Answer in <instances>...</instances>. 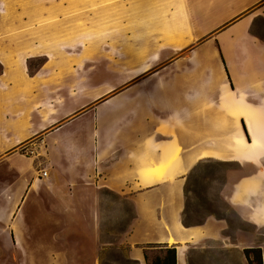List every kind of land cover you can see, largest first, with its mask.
<instances>
[{"label": "crops", "instance_id": "1", "mask_svg": "<svg viewBox=\"0 0 264 264\" xmlns=\"http://www.w3.org/2000/svg\"><path fill=\"white\" fill-rule=\"evenodd\" d=\"M37 1L22 0L20 8L7 11L38 13ZM242 1L70 0L73 13L116 12L117 35L99 38L92 31L79 37L71 30L70 36L23 38L29 52L21 60L45 63L34 73L29 64L0 71V168L30 172L22 190L6 188L0 225L24 231L27 218L20 221L21 212L31 207L38 181L51 179L60 168H90L96 188L125 196L136 210L124 241L129 259L148 264L147 245H175L177 264H190V251L197 248L192 245L223 237L229 229L225 220L209 217L203 225L185 227L182 217L185 186L199 163L236 161L246 169L264 157V0L240 8ZM232 8H238L234 15L216 22ZM86 23L90 29L99 22ZM37 24L62 28L63 21L28 18L20 27ZM220 28L232 31L230 58L218 42L205 45ZM66 44L85 46L81 55L93 53L98 62V75L82 86L97 85L104 74L117 77L103 91L89 90L95 105L87 119L91 132L73 137L56 127L62 120L63 76L68 77L62 61L72 65L63 54ZM72 83L64 84L71 88ZM253 170L247 168L242 178L228 176L225 199L247 225L236 231L237 247L261 249L264 264V240L256 239L264 232V165Z\"/></svg>", "mask_w": 264, "mask_h": 264}, {"label": "rangeland", "instance_id": "2", "mask_svg": "<svg viewBox=\"0 0 264 264\" xmlns=\"http://www.w3.org/2000/svg\"><path fill=\"white\" fill-rule=\"evenodd\" d=\"M43 1L36 2L35 11L38 8L40 12L30 15L27 13L25 16L22 12L7 11L8 8H20L22 0H0V71L5 68L21 69L25 67L23 65L29 64L31 72L34 73L45 63L43 59L29 62L21 60L22 54L29 52L23 38L53 33L64 37L70 36L71 30L73 36L79 37L85 32L92 31L94 37L99 38L117 35L116 12L109 15L95 13L93 17L87 12H70V0H56L52 3L47 2L48 4ZM249 1L243 0L240 8L246 7ZM47 5L55 7L50 8L52 11L48 12ZM234 9L236 10L232 8L223 12L222 18L216 19V22H223L227 16L234 15L238 8ZM102 16H105L104 21ZM28 18L36 23L56 20L63 21V24L62 28L43 29L42 24H37L38 26L31 29H22L20 26L23 20ZM92 20L99 23L95 24L94 28H86V21ZM70 21L79 24H69ZM102 24L108 27L105 28ZM78 25L82 27L77 29ZM223 28L204 42L207 41L205 44L207 49L218 42L220 48L223 47L230 58L232 31L230 29L224 31ZM33 47L35 45H29L30 49ZM84 47L81 44L62 46L63 54L67 53V57L71 58L69 64L72 65L67 66L64 64L66 62L62 61L63 72L67 71L68 77L63 76L62 120L56 127L61 128L58 130L59 133L67 134L69 137L91 132L87 119L90 120L93 116L90 111L95 105L91 96L94 91L89 90L103 91L108 85L114 84L117 78L115 75L104 74L97 85L82 86V81L94 79L100 71L93 53L87 57L81 55L80 50ZM14 54H20L18 60L13 58ZM240 54L245 58V52ZM243 67H246L245 62ZM69 79L73 81L71 88L64 84L66 81L69 82ZM56 127L52 130H56ZM78 144L84 145V139L79 137ZM65 159L66 163L70 160L69 157ZM262 165L264 157L257 158L254 164L246 166V169H242L241 164L236 161L210 159L201 163L198 167L200 169L190 178L192 219L200 221L209 215L207 219L213 217L225 220L229 225V229L220 239H206L192 245V248L197 247L196 252L192 253L193 264H248L244 260V249L237 247L236 240L238 228L247 226L242 225L243 221L228 207L229 203L225 199L226 186L229 175L235 174L233 176L235 179L242 178L249 174L247 168L255 170ZM89 169L60 168L51 174V179L37 182L33 190L35 197L31 207L23 210L20 216V221L27 218L28 227L24 225V231H19L17 228L10 229L0 225V264H127L128 246L124 241L133 222L135 208L125 196L96 188L89 176ZM48 172L50 175V170ZM29 175L30 172L25 168H0V200L6 195V188L22 190L23 182ZM36 207L37 210H34ZM249 228L255 231L253 226ZM256 234L257 240H264V232ZM149 252L151 257L159 253L158 250Z\"/></svg>", "mask_w": 264, "mask_h": 264}, {"label": "trees", "instance_id": "3", "mask_svg": "<svg viewBox=\"0 0 264 264\" xmlns=\"http://www.w3.org/2000/svg\"><path fill=\"white\" fill-rule=\"evenodd\" d=\"M223 61L225 63V60L223 58ZM226 64V63H225ZM227 69V68H226ZM229 74V72H228ZM204 162V161H203ZM201 162V163H203ZM201 163H199L190 173L186 186H185V210L183 213V217H182V221L185 227H196V226H200L203 225L207 219V217L209 216H205L203 217L200 221H196L192 219V213L190 210L191 207V199H190V189H189V182H190V178L200 169L198 167H200ZM109 191L111 194H116L110 190ZM228 207L230 208V210L233 211V213L235 214V216L239 218V216L237 215V213L235 212V210L232 208V206L230 204H228ZM137 214H136V210H135V214L133 217V221L136 219ZM241 222V220H240ZM242 225H245L244 222H241ZM247 226V225H246ZM238 229H247L244 227H239ZM109 243H113V242H109ZM146 251H145V259L147 261L148 264H177V247L175 245H156V244H150L147 245L146 247ZM129 250V247H128ZM150 250H158L159 253L155 254V256L151 257L149 255V251ZM196 250L192 249L190 251L189 254V260H190V264H193L192 262V253H195ZM244 256L248 261V264H263V253L261 249H246L244 250ZM127 264H140L137 261L131 260L129 259V257H127Z\"/></svg>", "mask_w": 264, "mask_h": 264}, {"label": "built area", "instance_id": "4", "mask_svg": "<svg viewBox=\"0 0 264 264\" xmlns=\"http://www.w3.org/2000/svg\"><path fill=\"white\" fill-rule=\"evenodd\" d=\"M27 153L30 154V155H33L34 154V152L32 150L28 151ZM47 174H48L47 172H43V175L44 176H47Z\"/></svg>", "mask_w": 264, "mask_h": 264}, {"label": "bare ground", "instance_id": "5", "mask_svg": "<svg viewBox=\"0 0 264 264\" xmlns=\"http://www.w3.org/2000/svg\"><path fill=\"white\" fill-rule=\"evenodd\" d=\"M254 144H258L257 142H254Z\"/></svg>", "mask_w": 264, "mask_h": 264}]
</instances>
